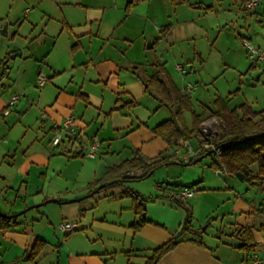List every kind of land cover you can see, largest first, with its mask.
<instances>
[{
  "label": "rangeland",
  "instance_id": "rangeland-1",
  "mask_svg": "<svg viewBox=\"0 0 264 264\" xmlns=\"http://www.w3.org/2000/svg\"><path fill=\"white\" fill-rule=\"evenodd\" d=\"M58 1L47 0L45 5L43 3L44 7H39L50 13V19L46 16L44 18L42 12L32 6L29 7L32 18L25 19L28 12L24 16L22 0H15L12 8L9 4L0 7V58L6 56V52L10 53V58L2 68L5 76L0 82V212L7 214L11 209H18L13 213L22 211L16 218L25 223H33V219L47 216L54 228L52 224L47 227V221H42L36 227L45 224L51 239H59L61 242L70 239L69 245L74 248L86 240V233L79 228V212L70 214V205L86 202L91 196L82 199L80 195L76 197L79 200L71 203L69 201L74 198H66L61 193L59 202L49 200L57 199L58 194L54 193L57 190H73L80 183H85L93 167L90 165L81 170L80 158L69 157L68 162L67 154L55 151L57 147L51 145L53 133L51 136L49 127L42 123L40 115L46 113L56 93L53 89L51 91V78L41 87L36 76L39 68L43 69V73H49L50 69L42 57L37 56L40 55L38 53L41 49H38L41 41L35 40V37L41 36L42 31L58 35L65 22L62 16L64 12L76 20L82 19L84 15L83 6L62 7ZM116 1V7L121 6L120 17L119 13L112 11V16L115 19L118 17L113 24V27H117V34L124 33L120 31L121 26L126 24L131 15L128 21L135 20L140 26L139 31L130 32L133 38H129V43L133 41L134 45L129 54L135 53L136 63L150 66L155 61L164 63L168 73L171 71L172 75L177 76L178 82H174L178 87L188 82L192 84L194 110L199 115L202 113L200 127L202 122L216 118L211 109L215 107L217 96L225 100L228 108L247 104L254 111L264 109V59L253 63L244 45V41L248 40L264 51V0L256 7L257 11L244 9L239 0ZM205 6H211V10H206ZM166 25L167 28L161 30ZM103 28L104 32L112 33L110 25ZM133 28L135 30V24ZM68 37L71 41V35ZM44 39L51 45L53 40L50 35ZM72 41L76 44L71 49H79L81 44L84 55L89 47L94 49L101 46L99 39L93 38L88 42L87 36L81 42L78 38ZM61 42L63 40L59 41V46ZM177 63L185 66L183 71L176 69ZM180 72L184 74V80ZM69 74L68 71L62 72L58 80L67 81ZM42 76L47 78L46 75ZM13 94H19V99L9 106V98ZM155 100L150 109L158 107L159 110L156 113L151 110L153 117L149 123L171 115L169 106ZM144 105L145 102L140 107L141 116L146 117ZM184 118L191 128V113L184 111ZM216 120V126L219 127L220 120ZM216 159L214 152L191 164L173 158L151 175L109 186L104 193L110 196L121 191L125 195L135 189V193L145 200L146 217L178 232L184 225L186 210L171 200L166 192L170 193L179 187L190 186L194 189L200 186L201 189L184 202L191 209L194 207L191 223L199 232L195 235L184 231L182 237L195 235L216 257L237 264L243 251L237 248L239 242L231 234L234 224L250 225L255 239L264 238V190L214 168L212 162ZM196 181L199 182L193 184ZM102 192H95V195ZM61 220L76 221V229L64 236L56 228ZM6 234L9 236V233ZM7 236L4 231L0 232V241ZM26 236L29 237L28 234ZM150 254L151 250L145 248L138 253L140 258ZM21 256L18 258L21 259Z\"/></svg>",
  "mask_w": 264,
  "mask_h": 264
},
{
  "label": "crops",
  "instance_id": "crops-1",
  "mask_svg": "<svg viewBox=\"0 0 264 264\" xmlns=\"http://www.w3.org/2000/svg\"><path fill=\"white\" fill-rule=\"evenodd\" d=\"M14 1L0 0V7L9 4L12 8L15 5ZM46 1L22 0L21 7H24V16L28 12L25 19L32 18L30 6L41 11L44 18L46 16L50 19V13H47L45 9H39V7H44ZM58 4L62 7L81 5L84 7V15L82 19L76 20L71 19L64 12L62 16L65 22L63 21L64 25L58 35L42 31L41 36L35 37V40L41 41L39 42L41 47L38 49H41L38 53L40 55L37 56H41L50 69L49 73H43V69L39 68L36 76L42 74L47 77L41 87L45 86L51 78V91L53 89L56 93L46 113L40 115V120L44 125L47 124L52 136L55 124L61 123L68 115L74 117L73 125L77 132L76 135L63 137L55 151L67 154L68 162L69 157L80 158L81 170L90 165L93 169L91 176L87 174L85 183H80L73 190H57L54 193L58 194L59 201L61 193H64L66 198L74 199L80 195L82 199L91 196L86 202L80 201L70 205L71 210L69 211L70 214L79 212L81 217L79 228L86 233V240L73 248L69 245L70 239L63 242L59 239H51L47 227H49L48 224L53 226V223L47 216L35 218L33 223H25L14 217L15 223L4 231L5 236H7L6 233H9V236L0 241V264H143L145 258H140L139 250L143 248L151 250L173 236L175 229H168L164 223L150 218L153 223H147L135 232L131 224L137 217L132 210L129 193L124 195L120 193L121 191H116L109 196L103 191L96 195L95 193L89 195L90 189L87 186L103 175L107 167L118 165L132 158L136 150L149 158L166 150L167 143L162 138L156 137L151 128L171 115L149 123L153 117L152 113L150 114L151 110L153 109L156 113L159 108L150 109L157 100L153 94L145 90L144 82L151 73V66L136 63L135 53L129 54V50L134 45L133 41L129 43L133 38L130 32H137L136 30L139 31L140 28L135 20L128 21L133 15L126 21V24L121 26L120 31L124 33L119 35L115 31L117 27H113L118 17L115 19L112 16L114 14L112 11H116L119 17L121 16V6L116 7L118 5L116 0H60ZM109 25L112 33L104 32L103 27L108 28ZM48 34L53 40L51 45L44 39L46 35L49 36ZM68 35H71L72 40L78 38L79 41L87 36L88 42L97 38L101 41V46L94 49L89 47L84 55L81 44L79 49L77 47L71 49V46L76 43H72ZM103 38L106 39L105 42L102 41ZM60 40H63L61 46L58 45ZM8 58H10V53ZM190 69L185 70L184 74ZM66 71L70 73V78L67 81H59L60 74ZM169 73L172 79L178 82L177 76L172 75L171 71ZM180 74L184 80V74L181 72ZM78 75L80 79H76ZM185 85H181L179 89ZM128 102L132 103L124 105ZM144 102L146 117L141 116L140 107ZM64 139L67 141L63 142ZM94 140H97L99 145L94 154H89V146ZM190 142L195 145L197 137H193ZM96 172L98 174L100 172V175H95ZM172 191L166 193L170 195ZM101 201L104 202L101 203ZM192 209L194 210V207ZM15 211L18 209H11L7 214ZM178 216L180 217V213ZM42 221H47V227L43 224L37 228L36 226ZM56 228L60 230L58 224ZM60 231L64 236L67 235L62 230ZM27 234L29 237L26 236ZM188 236L190 237L183 238L174 249L164 254L156 264H231L225 258L216 257L205 244H200L198 241L201 240L197 236L191 234ZM36 238L44 240L45 245L34 260L30 261L27 259L28 250ZM261 238L256 239L257 242ZM23 246L26 247L21 250ZM21 254L20 259L18 256Z\"/></svg>",
  "mask_w": 264,
  "mask_h": 264
},
{
  "label": "trees",
  "instance_id": "trees-1",
  "mask_svg": "<svg viewBox=\"0 0 264 264\" xmlns=\"http://www.w3.org/2000/svg\"><path fill=\"white\" fill-rule=\"evenodd\" d=\"M239 1L244 8V3L247 0ZM205 9L211 10V6H205ZM166 28L167 25L162 27L161 30ZM8 57L9 53L0 58V82L5 76V71L2 68ZM144 84L147 92L153 94L162 104L171 108V116L151 128L153 134L162 138L168 147L152 158L146 157L136 150L132 158L118 165L107 167L103 175L88 184L87 187L92 194L95 193V190L96 192L104 191L107 187L124 181L145 178L158 167L168 164L173 158L180 161L171 153V149L177 145L179 140H191L201 134V118L194 110L191 96L179 89L165 68L164 63L155 61L151 64V73ZM131 103L128 102L124 105H130ZM214 104L215 107L211 109V113L220 120L219 132L216 135V147L219 148L220 155L212 162V166L224 171L226 174L246 181L251 186L264 190V109L254 111L247 104L228 108L221 96L215 98ZM184 111L191 113V128L185 122ZM194 160L186 164H191ZM195 183L197 182L193 184ZM129 194L132 210L137 217L131 227L137 232L145 224L153 222L146 217L144 198L139 197L140 195L135 193L134 190H130ZM169 198L186 210L184 225L180 231L168 240L152 248L151 254L145 258L143 264H156L164 254L174 249L183 240L182 233L184 231L195 235L199 232V229L192 227V209L184 203L185 200L180 199L174 193L170 194ZM14 223V218L0 215L1 231L9 229ZM234 226V231L231 234L239 242L237 248L243 251L242 258L249 255L258 242L250 225L234 224ZM198 242L203 244L201 241ZM44 245V240L36 238L28 250L27 259L33 261Z\"/></svg>",
  "mask_w": 264,
  "mask_h": 264
},
{
  "label": "built area",
  "instance_id": "built-area-1",
  "mask_svg": "<svg viewBox=\"0 0 264 264\" xmlns=\"http://www.w3.org/2000/svg\"><path fill=\"white\" fill-rule=\"evenodd\" d=\"M262 0H247L244 3V8L248 11H252L256 9L259 3ZM244 45L247 49V56L254 63L261 61L264 59V51L253 46L248 40L244 41ZM176 69L178 71L184 70L183 64H176ZM37 81L39 86L43 85L45 78L42 75L37 77ZM184 93L191 96L193 92V86L189 82L181 89ZM19 99V94H13L9 98L8 105L12 106ZM7 113V111H5ZM73 117L72 115L66 116L63 121L59 124H55L53 136L50 140V143L53 147H57L62 141L63 137H72L76 135V129L73 125ZM217 120L216 118H211L206 120V122L201 123V134L197 137L196 144H192L190 140H179L177 145L171 149V153L182 162H189L191 160L196 159L200 155L206 153L209 150L215 153L218 157L220 155L219 148L216 147L215 136L219 132L218 127L216 126ZM99 142L94 140L89 146V154H94ZM217 172L219 170H216ZM196 184V183H195ZM198 189H201L200 186H196L194 189L190 186L187 187H179L174 189L172 192L179 197L180 199L186 200L189 196L193 195L194 192ZM60 230L69 234L76 228V222L71 220H65L58 224ZM238 264H264V238L258 241L257 246L250 252L249 255L243 256Z\"/></svg>",
  "mask_w": 264,
  "mask_h": 264
},
{
  "label": "water",
  "instance_id": "water-1",
  "mask_svg": "<svg viewBox=\"0 0 264 264\" xmlns=\"http://www.w3.org/2000/svg\"><path fill=\"white\" fill-rule=\"evenodd\" d=\"M5 30V28H3L2 29V31H4ZM210 153H212V150H209V151H207L206 153H204V154H202V155H200L199 157H197L195 160H194V163L195 162H198L199 160H201L204 156H206V155H209ZM95 192H96V190H95ZM92 193H90L89 195H91ZM81 199V198H80ZM76 200H79V199H73V200H71V201H76ZM49 201H52V202H59V200L58 199H50ZM22 211H19V212H17V213H12V214H3V213H1L0 212V215H4V216H6V217H8V218H14V217H17L20 213H21Z\"/></svg>",
  "mask_w": 264,
  "mask_h": 264
}]
</instances>
